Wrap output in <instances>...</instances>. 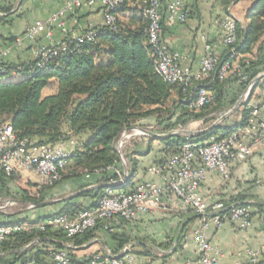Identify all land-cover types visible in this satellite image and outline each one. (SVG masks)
<instances>
[{"label":"trees","instance_id":"16d2710c","mask_svg":"<svg viewBox=\"0 0 264 264\" xmlns=\"http://www.w3.org/2000/svg\"><path fill=\"white\" fill-rule=\"evenodd\" d=\"M235 1L224 0V4L228 7ZM139 2L140 8L131 9L130 1L123 0L120 7L109 12L103 6L105 24L80 32L93 30L96 33L93 41L78 43L72 35H67L64 39L67 43L66 51H60L50 57L43 65H38L41 61L39 57L19 64L4 61L6 74L0 79V125L10 122L19 139H26L30 148L43 144L62 145L64 148L67 144L72 146L65 148L70 152V157L60 181L51 185L40 183L35 195L27 189H19L11 195L13 198L28 203L43 202L46 200V192L63 180L79 178L85 174H97L99 187L79 195L93 197L95 201L92 206H95L104 193L105 185L118 177L114 167L120 166L121 159L116 142L126 129L143 126L144 123H156L164 132L169 133V130L183 128L194 121H203L210 127L215 120L214 114L233 107L239 100L237 95L233 98L228 96V85H235V88H232L235 94L237 91L243 92L254 79L264 73V0H254L247 13L248 25L243 26L236 20L237 41L226 45L227 51L218 58L219 66L229 62L232 72L222 81L218 77L214 80L213 77L194 80L192 87L205 84L214 95L211 103L198 109L194 108L190 100L192 88L189 87L185 91L179 85L166 82L157 73L155 59L148 44V20L143 14L145 0ZM160 6L164 32L168 4L160 0ZM0 9L2 12L5 10ZM129 11L131 14L128 18L123 17V14ZM110 12L117 17L116 29L106 23V14ZM4 20L5 17L0 16V22ZM12 75H19L21 79L4 80ZM261 80H264V75ZM47 87H55V91L43 95V90ZM253 109L249 101H242L235 110L238 112L236 120L225 123L224 119L208 132L191 139L202 142L212 136L223 135L245 126ZM147 137L150 141L146 149L141 150L132 145L125 148L130 150L128 152L123 149L130 167V178L123 188L126 191L134 189L137 185L134 181L138 170L137 156L146 155L151 148V141L154 140L152 136ZM187 138L157 137L163 145L165 158L176 153ZM2 172L6 177H15L8 176L3 169ZM73 200L74 198H71L57 203L61 207L50 215H28L11 222L37 225L41 224L43 218L49 220L65 213L75 215L92 207L74 203ZM252 200L254 202L251 207L264 206V202ZM226 201L238 202L245 199L229 198ZM50 206L52 204L34 209L42 211ZM130 222H101L95 229L72 238L48 223L41 224L42 228L33 226L28 232L14 233L0 247L4 252V255L0 256V264H23L33 252L37 255V264H51L50 249H65L68 242L80 246L98 237V231L111 232L113 223L123 225ZM106 224L107 228L104 227ZM113 237L118 242L116 249L111 248L114 252L131 241L127 234H113ZM36 238L41 239V245L25 248Z\"/></svg>","mask_w":264,"mask_h":264},{"label":"built area","instance_id":"2783aa9c","mask_svg":"<svg viewBox=\"0 0 264 264\" xmlns=\"http://www.w3.org/2000/svg\"><path fill=\"white\" fill-rule=\"evenodd\" d=\"M92 6L94 0L85 1ZM83 0H74L67 4V9L81 6ZM123 3V0H102V5L109 12L116 10ZM160 0H145L144 16L148 20L147 35L151 55L155 59L156 71L163 79L173 85H179L190 90V100L196 109L213 101V92L207 85H195L194 80H202L213 77L221 81L227 78L232 72V65L229 62L219 66V59L215 55L214 47L208 45L206 53L201 59L200 71L194 75L189 68H184L177 53H174L163 40L162 13ZM170 20H187V13L180 0H173L168 4ZM57 14L51 17L56 21ZM117 17L113 13L106 14V23L116 29ZM223 42L226 45L234 44L237 41L238 33L236 20L231 14H227L221 21ZM44 35L51 41L49 45L37 46L34 57L41 58L38 65L56 55L60 51H66L67 43L65 35L59 41L52 40L51 24L44 21H37L30 25L24 34L28 40H35L39 35ZM96 33L88 30L73 36L78 42L93 41ZM4 60L0 57V79L6 74ZM264 103L254 107L250 118L245 126L238 127L229 133L212 136L205 141H197L191 138L181 145L180 149L167 158L147 168L151 175H157L162 183L154 181H143L137 183L134 189L126 191L123 188L128 184L129 171L124 158L119 167H114L118 177L112 179L105 185L104 193L97 200L95 206L84 209L75 215L60 214L48 220V224L55 229L62 230L67 237L72 238L96 228L101 222L114 220L136 221L142 213H149L154 207L162 205V197L168 194L173 197L174 204L186 203L200 219V226L193 231L197 240L200 255L195 261H188L185 264H219V253L207 237V229L211 224L220 227L226 221L238 224L240 227L250 224L251 204L253 200L228 202L226 200H208L200 193L201 184L210 173H217L224 178L229 177L230 169L234 162L247 160L258 147L264 146V120L260 119ZM148 128V131H151ZM137 135L149 136L139 129H132L129 133H122L116 142L117 150L122 151L131 138ZM70 152L62 145H39L30 148L28 141L19 139L13 125L5 122L0 125V167L8 176L18 175L22 170L36 174L44 185H51L60 181L63 177L62 171L67 167ZM97 188L98 185L90 186ZM12 204L8 201L6 206ZM32 206V205H31ZM1 208V207H0ZM33 226L28 222H2L0 223V247L17 232H28ZM104 227L107 228L104 225ZM187 238V236H184ZM98 240L95 237L91 242ZM41 245V239L36 238L28 243L25 248ZM65 249H50L52 258L51 264H137L133 252V243L125 244L120 250L114 252L106 248L101 252H95L91 258L84 263L74 261L71 251L77 246L71 242L65 244ZM214 253V254H213ZM4 252L0 250V256ZM249 264H260V252L249 249ZM37 255L33 252L23 264H37ZM146 264H155L151 261ZM264 264V262H262Z\"/></svg>","mask_w":264,"mask_h":264},{"label":"crops","instance_id":"0c3cea01","mask_svg":"<svg viewBox=\"0 0 264 264\" xmlns=\"http://www.w3.org/2000/svg\"><path fill=\"white\" fill-rule=\"evenodd\" d=\"M72 1L74 0H0V8L5 9L4 12L0 9V16L5 17L4 22H0V57L7 63L19 64L33 59L37 46L49 45L51 41L43 34L35 40H28L24 37L26 29L37 21L51 24L53 41H59L65 35L74 36L87 28L105 24L102 0H94L92 6L86 4L87 0H83L84 3L81 6L67 9V4ZM128 1H130L131 9L140 8V0ZM162 1L169 4L173 0ZM180 1L188 13L187 20L184 22L176 19L170 20L167 11L163 40L174 53L178 54L180 64L197 75L200 71L201 59L205 55L208 45L214 47L215 55L218 58L227 51V46L223 42L221 26L224 17L231 14L235 20L243 26H247V13L254 0H236L228 7L225 6L224 0ZM54 14H57V19L51 21ZM130 14V11L126 12L123 17L128 18ZM262 54L264 56V49ZM263 75L264 73L260 74V76ZM20 79L19 75L4 78L8 81ZM228 87L235 88V85L230 84ZM54 91L55 87L52 89L47 87L43 90V95L51 94ZM263 103L264 80H261L252 89L249 105L259 107ZM260 119L264 120V109ZM147 146L148 143H144L142 146L139 145V148L146 149ZM65 148H72V146L67 144ZM164 158L161 142L158 140L157 143H152L146 155L137 156L138 170L134 181L137 183L154 181L161 184V178L149 174L147 168ZM97 178V174H85L79 178L63 181L73 182V186L78 188L82 184L99 186ZM21 179L33 188L40 187L38 185L41 182L36 174L22 170L18 176L11 178L6 177L0 167V201L3 198H8L13 201L12 204L23 202V200L11 196L21 189L19 183ZM200 193L208 200L232 198L255 199L264 202V146L256 148L247 160L234 162L229 177L224 178L217 173H210L201 184ZM79 195L73 197L74 203L93 205L95 201L93 197ZM161 201L162 205L154 207L149 213H142L136 221L123 225L113 223L111 232L98 231L97 241L86 242L71 251L73 258L78 263L87 262L95 252L118 247V242L114 239L113 234H127L131 237V241L128 243H133L137 264H146L151 261L155 264H185L188 261L197 260L200 250L193 231L201 223L198 215L186 203L174 204L171 196H163ZM52 207L38 211V215L35 216L50 215L57 211L61 205L55 211H51ZM251 212L250 224L243 227L226 221L220 227L211 224L207 229V237L215 249L214 253H219V264H249V249L258 250L260 252L259 259L264 262V206L260 208L254 206L251 208ZM28 215V213H12L11 215L2 213L0 222L18 221Z\"/></svg>","mask_w":264,"mask_h":264},{"label":"rangeland","instance_id":"374dc122","mask_svg":"<svg viewBox=\"0 0 264 264\" xmlns=\"http://www.w3.org/2000/svg\"><path fill=\"white\" fill-rule=\"evenodd\" d=\"M255 88V85L252 86V89ZM49 89H52V87H49ZM228 96L233 98L234 95H237L239 98H242V101L243 102H247L250 100L251 98V92L248 96H246V94H244V91L241 92V91H237V93L235 94L233 92V89L230 88L228 89ZM230 109H232V106L231 107H228L226 108L224 111L222 112H217L216 114H214L215 116V120L214 122L220 118L222 115H224L226 112H228ZM238 112L236 111H233L231 114H229L226 118H225V123H230V122H233L234 120L237 119L238 115H237ZM222 122V121H221ZM209 124H204L203 121H194V122H191L189 123L188 125H186L185 127L183 128H180V127H177L175 129H172V130H169L170 132L172 131H176V130H182V129H186V130H192V131H199V130H203V129H206L208 128ZM141 127H144L146 129L151 128V132L153 133H156V134H165L167 132H164V130L157 126L156 123H144L143 126ZM156 138V139H155ZM150 140L148 139L147 136H143V135H137V136H134L133 138H131L129 140V142L125 145V148H129L133 146H136V147H139L142 146V144L144 145V143H148ZM158 139L157 137H154V140H152L151 142L154 144V143H157ZM144 147V146H143ZM124 148V150H126ZM144 149V148H143ZM141 148V150H143ZM127 152L130 151V150H126ZM126 153V152H125ZM124 153V154H125ZM124 158H125V161L127 163V169L129 170L130 167L128 166L129 165V159L128 157L124 155ZM19 175V174H18ZM18 175H15L18 176ZM20 183V187L21 189H27L28 191L31 192L32 195H35L36 194V191H37V188H33L31 187L25 180L23 181L22 179L19 181ZM74 183L70 181H63L62 183H60L59 185H57L56 187L48 190L46 192V195H45V198L46 200L45 201H52V200H61L69 195H71L72 193H75L76 191L78 190H81V189H85L86 187H89L90 185H87V184H82L80 187L78 188H75V186H73ZM94 188H90L89 190H86V191H90ZM11 199H8V198H3L1 201H0V214L2 213H8L9 215H11L12 213H28L29 215H38V211L35 210L34 208H31V204L28 203V202H18V203H14V204H9L8 206H6L7 202L10 201ZM13 202V201H12ZM61 201H58V202H55L53 203V207H52V210L51 211H55L57 209V207H59V203ZM55 204V205H54ZM48 222V220L46 218H43L41 219V224H46Z\"/></svg>","mask_w":264,"mask_h":264},{"label":"water","instance_id":"95a60500","mask_svg":"<svg viewBox=\"0 0 264 264\" xmlns=\"http://www.w3.org/2000/svg\"><path fill=\"white\" fill-rule=\"evenodd\" d=\"M261 76L257 77L256 79H254L249 85L248 87L246 88V90L244 91V94H246V96H248L250 94V92L252 91V86L255 85L259 80H260ZM242 98H239V100L237 101V103L232 107V109H230L228 112H226L224 115H222L220 118H218L212 126L206 128V129H203V130H199V131H192V130H186V129H182V130H176V131H172V132H169V133H165V134H156V133H153L151 131H148L146 128L144 127H141V126H137V127H133V128H128L125 130L126 133H129L132 129H139L141 131H144L146 132L149 136H152V137H165V136H187L189 138H194L196 137L197 135H201V134H204L206 132H208L212 127H214L215 125H217L218 123H220L221 121H223L229 114H231L233 111L236 110L237 107L240 106L241 102H242ZM119 152V156H120V159L123 160V153L122 151L118 150ZM91 187H86L85 189H82L80 191H77L76 193H73L61 200H52V201H43V202H35V203H30L32 206L31 208H42V207H45V206H48V205H51L55 202H58V201H62V200H67V199H71L73 198L74 196H77L79 195L80 193H83L85 192L86 190H89Z\"/></svg>","mask_w":264,"mask_h":264}]
</instances>
